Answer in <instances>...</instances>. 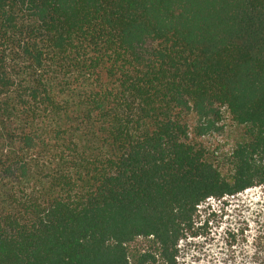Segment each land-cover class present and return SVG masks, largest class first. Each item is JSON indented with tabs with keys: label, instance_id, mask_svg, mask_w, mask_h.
Masks as SVG:
<instances>
[{
	"label": "trees",
	"instance_id": "trees-1",
	"mask_svg": "<svg viewBox=\"0 0 264 264\" xmlns=\"http://www.w3.org/2000/svg\"><path fill=\"white\" fill-rule=\"evenodd\" d=\"M263 186L264 0H0V264H181Z\"/></svg>",
	"mask_w": 264,
	"mask_h": 264
},
{
	"label": "rangeland",
	"instance_id": "rangeland-1",
	"mask_svg": "<svg viewBox=\"0 0 264 264\" xmlns=\"http://www.w3.org/2000/svg\"><path fill=\"white\" fill-rule=\"evenodd\" d=\"M218 126L228 127L224 113ZM204 142L223 153L228 151L226 133L208 136ZM197 215L193 229L179 243V263L264 264V186L220 200L209 199ZM149 245L138 239L129 249L151 251Z\"/></svg>",
	"mask_w": 264,
	"mask_h": 264
}]
</instances>
